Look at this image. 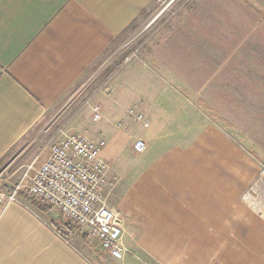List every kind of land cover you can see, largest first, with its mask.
<instances>
[{"label":"crops","instance_id":"1","mask_svg":"<svg viewBox=\"0 0 264 264\" xmlns=\"http://www.w3.org/2000/svg\"><path fill=\"white\" fill-rule=\"evenodd\" d=\"M153 1L0 0V162ZM171 65L176 73L155 74L131 62L112 96H97L102 118L89 138L106 143L102 198L122 214L129 251L117 261L94 241L101 262L264 264V210L245 198L264 164V105L251 117L220 90L225 111L202 106L217 74H183L179 58ZM41 206L39 214L0 199V264H92Z\"/></svg>","mask_w":264,"mask_h":264},{"label":"rangeland","instance_id":"2","mask_svg":"<svg viewBox=\"0 0 264 264\" xmlns=\"http://www.w3.org/2000/svg\"><path fill=\"white\" fill-rule=\"evenodd\" d=\"M195 22L203 26L195 27ZM162 50L166 53L164 64L170 65L165 69L159 60ZM173 58L185 63L179 66L183 74L194 75V67L207 76L217 74L207 87L212 90V100H208L212 102L200 103L202 106L210 104L225 111L218 106L224 104L214 93L228 90L232 91L237 106H247L248 115L256 116L258 107L264 105V0H154L85 72L67 98L0 162V199L14 193L28 165L43 160L51 142L71 134L89 138L96 125L93 107L98 103L97 96L111 97L114 77L126 73L131 62L147 65L155 74L168 70L176 73L178 66L171 65ZM238 111L233 108L232 114ZM235 122L241 126L239 117ZM246 194H250L248 200L253 207L264 210V186L260 181L258 184L256 180ZM17 198L36 213L45 208L27 195L19 194ZM46 209V213L54 211V220L48 222L55 223L59 235L78 237L79 244L68 239L92 264H102L95 240L75 226L70 234L59 212Z\"/></svg>","mask_w":264,"mask_h":264},{"label":"built area","instance_id":"3","mask_svg":"<svg viewBox=\"0 0 264 264\" xmlns=\"http://www.w3.org/2000/svg\"><path fill=\"white\" fill-rule=\"evenodd\" d=\"M102 118L99 105L93 107V122ZM106 143L95 142L83 134H71L51 142L41 161L26 168L14 193L1 196L19 202V194L57 209L73 226L95 240L114 260L123 261L129 251L125 246V220L122 214L109 208L102 198L108 164L102 157ZM147 149L144 141L135 143L138 154ZM264 186V168L256 179ZM257 183V182H256ZM250 194H246L248 200Z\"/></svg>","mask_w":264,"mask_h":264},{"label":"trees","instance_id":"4","mask_svg":"<svg viewBox=\"0 0 264 264\" xmlns=\"http://www.w3.org/2000/svg\"><path fill=\"white\" fill-rule=\"evenodd\" d=\"M70 234H72L73 228L71 226L66 227ZM68 238V237H67Z\"/></svg>","mask_w":264,"mask_h":264}]
</instances>
